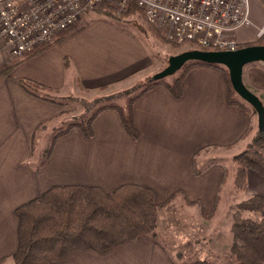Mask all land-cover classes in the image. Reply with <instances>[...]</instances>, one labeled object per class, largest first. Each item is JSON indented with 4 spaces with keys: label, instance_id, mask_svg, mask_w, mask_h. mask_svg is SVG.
I'll return each mask as SVG.
<instances>
[{
    "label": "crops",
    "instance_id": "obj_1",
    "mask_svg": "<svg viewBox=\"0 0 264 264\" xmlns=\"http://www.w3.org/2000/svg\"><path fill=\"white\" fill-rule=\"evenodd\" d=\"M248 16L250 24L234 33L238 47L260 39L264 2L248 0ZM127 27L101 15L83 14L58 36V44L35 52L0 76L1 264H9L17 250L18 220L14 212L18 206L55 186L97 187L110 193L124 184L153 190L158 207L173 198L167 207H161L163 213L158 211L156 237L127 240L105 253L86 249L58 264H188L178 262L177 256L182 259V255L175 254L170 243L174 247L194 245L201 258L193 261L234 263L230 256L232 222H224L219 204L224 186L226 194L234 191L232 159L253 137L257 116L249 108L227 103L220 71L207 67L187 71L179 99L163 85L143 94L132 108L136 140L124 131L118 111L107 109L94 118L90 138L77 127L71 128L54 140L45 158L53 134L42 154L40 144L41 155L35 157L40 131L62 112L55 99L67 92L109 89L140 75L152 76L166 65L155 62L142 36ZM245 67L250 73L246 82L243 71L246 87L264 102V65ZM24 85L38 95L28 92ZM247 183L242 200L259 195L264 202V178L248 171ZM240 202L230 203L227 215L232 216ZM211 213L214 215L208 219ZM262 217L264 204L256 220ZM194 218L202 224L198 230L193 229ZM179 223L189 231H182ZM222 235L228 242L226 262L222 258Z\"/></svg>",
    "mask_w": 264,
    "mask_h": 264
},
{
    "label": "trees",
    "instance_id": "obj_2",
    "mask_svg": "<svg viewBox=\"0 0 264 264\" xmlns=\"http://www.w3.org/2000/svg\"><path fill=\"white\" fill-rule=\"evenodd\" d=\"M137 10L136 6L132 5L129 11L118 15L114 6L106 5L93 12L118 23L122 18L138 13ZM146 28L153 32L155 39L164 43V40L150 25H146ZM60 41L58 37L42 50ZM263 44L264 37H261L257 42L247 46ZM242 47L246 45L239 46V48ZM13 67L3 69L0 76L6 75ZM195 67H207L220 71L226 83L227 103L242 109L253 110L237 97L232 89L229 73L224 67L202 62H189L170 77V80H167L168 78L160 81L148 79L137 88L133 97L126 99L124 105L116 103L101 105L93 110L86 120L75 121L59 129L54 134L50 147L44 153L45 158L51 152L54 140L71 128L77 127L85 137L90 138L94 118L98 113L107 109L118 111L124 131L131 139L136 140L138 131L133 119L134 102L159 85L165 86L174 98L179 99L182 96V80L187 71ZM34 86L35 89L38 88ZM24 87L33 95H38L36 91L31 92L27 85ZM232 161L235 166L233 180L235 192L246 191L248 171H254L264 178V131L260 132L257 129L245 151L234 156ZM155 199L156 195L153 190L137 184H124L110 193L97 187L80 185L52 187L41 196L15 209L14 213L18 220V246L11 258L13 264L64 263L86 249L105 253L127 240L143 237L155 238L158 223V205ZM172 200L173 198H170L163 205L167 206ZM263 204L261 196L253 195L235 205L230 229L232 235L230 256L234 261L233 264H264V217L252 220L243 216L245 213L261 215ZM213 215L211 213L207 218L211 219ZM2 261L0 260V264ZM189 264L211 263L192 261Z\"/></svg>",
    "mask_w": 264,
    "mask_h": 264
},
{
    "label": "built area",
    "instance_id": "obj_3",
    "mask_svg": "<svg viewBox=\"0 0 264 264\" xmlns=\"http://www.w3.org/2000/svg\"><path fill=\"white\" fill-rule=\"evenodd\" d=\"M106 5L118 15L135 5L167 42L209 51L236 50L235 31L250 24L248 0H0V72L34 56L83 14Z\"/></svg>",
    "mask_w": 264,
    "mask_h": 264
},
{
    "label": "rangeland",
    "instance_id": "obj_4",
    "mask_svg": "<svg viewBox=\"0 0 264 264\" xmlns=\"http://www.w3.org/2000/svg\"><path fill=\"white\" fill-rule=\"evenodd\" d=\"M17 1H19V0H17ZM137 12L138 13L133 14L128 18L127 17L122 18L120 21H118V24L127 25L128 26L127 29H129L130 31L135 30L136 34L140 38L142 36L141 41L148 50L152 51L155 62L163 61V64L167 65V61L171 56L179 54L181 52L188 51V50H194V49L195 50L198 49V50H203V51H209V50H205V49H200V48H198L192 44H184L182 46L171 44V43L167 42L165 40V38L159 32H157L153 26L150 25L152 27V29L155 31V33L157 35H159L164 40V43L158 41L157 39H155L153 32L146 28V25H149V24H147L143 13L139 9L137 10ZM89 13H90V17L96 15V13L93 11H91ZM86 14H88V13H86ZM101 17L108 19L107 17L102 16V15H101ZM12 67L13 66L6 67V69L12 68ZM246 70H247V68L245 67V70H243V71L246 72L245 73V76H246L245 81L247 82V79H248L250 73H247ZM152 76L151 75H149V76H146V75L141 76L140 75V76H137L134 79L130 80L127 83L120 84V85L114 86V87L109 88V89L90 91V92L74 91L72 94L67 92V93L63 94V97H59V98L55 99L56 101H58L62 112L60 113V117H58V119L49 123L50 124L49 126L45 127L44 130L42 129L40 131L39 137L36 139V143H35V152H36L35 157H39L44 152V150L47 148L49 137L52 136L53 134L57 133V131H58V130H55L56 128L61 127L60 129H62L65 126L66 122L81 121L83 119L86 120L92 114L93 110H95L96 108H98L101 105L109 104V103H116L118 105H124L126 99L129 97H133V95L138 90L137 88H139L142 83L147 82L148 79H151ZM167 80H170V77H168ZM245 86H246V84H245ZM254 92L256 93L255 90H254ZM41 143L43 145V151L41 152V154H39L38 151L40 149ZM248 143H246V144L248 145ZM246 144L244 145L245 147L240 153H243L245 151V149L247 147ZM240 153H238V154H240ZM238 154H236V155H238ZM221 156L225 160V157H224L225 154H222ZM234 168H235V166H234ZM226 189H227V187L224 186L223 193L221 196V201L219 204V210H220V212L222 211L223 215L225 216L224 222H232V216H231V214L227 215L226 208L233 201L243 202L242 199H244V192L243 193H237L235 191H232L233 193L226 194ZM228 195H229V197H227ZM161 207H164V205H160L157 208V210L161 211V213H163V209ZM243 216L245 218H249L252 220H256L259 217V215L255 214V213H245ZM190 217H191V215H190ZM221 218L222 217H220V219ZM192 222L193 223L196 222L195 225L193 224L194 226L191 225V226H193L194 230H198L199 227H201V225H202V224H200L198 218L192 219ZM179 224L182 225V227L180 228L182 231H184V232L189 231L188 228L187 229L184 228L183 224H181V223H179ZM225 226H227V223L224 224V227ZM194 236L196 237V235H194ZM229 238H231V235H229ZM222 239H223L221 241L222 242V252H223L222 258L226 262L228 257L226 256V254L224 255V252L227 250L226 248H227L228 242L224 240L223 235H222ZM169 245L175 254L178 253V254L182 255V259H180L177 256V260L179 263L186 262V261L191 262L195 259L201 258V256L200 257L198 256L199 255L198 251H195L194 245L175 244V247H174L173 243H170ZM213 250H215L214 247H213ZM213 256H214V254H213ZM189 262H188V264H189ZM213 262L216 263V260H212V263ZM9 264H13L12 259H10Z\"/></svg>",
    "mask_w": 264,
    "mask_h": 264
},
{
    "label": "water",
    "instance_id": "obj_5",
    "mask_svg": "<svg viewBox=\"0 0 264 264\" xmlns=\"http://www.w3.org/2000/svg\"><path fill=\"white\" fill-rule=\"evenodd\" d=\"M189 62H202L220 65L229 73V79L235 94L248 104L257 116V129L264 131V104L243 82V70L247 65L262 63L264 65V44L246 46L231 51L188 50L171 56L167 65L154 74L151 81H160L175 75Z\"/></svg>",
    "mask_w": 264,
    "mask_h": 264
}]
</instances>
